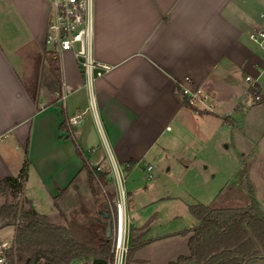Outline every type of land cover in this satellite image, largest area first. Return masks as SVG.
Instances as JSON below:
<instances>
[{"label":"crops","instance_id":"obj_1","mask_svg":"<svg viewBox=\"0 0 264 264\" xmlns=\"http://www.w3.org/2000/svg\"><path fill=\"white\" fill-rule=\"evenodd\" d=\"M51 12L48 0H0V180L19 174L27 151L23 195L42 188L54 200L44 213L57 224L89 201L100 245L106 201L92 192L81 156L91 167L153 169L181 135L208 125L203 112L184 104L182 89L205 92L231 122L243 115L252 80L264 100L263 52L249 37L264 0H94V57L110 69L90 86L72 51L55 54L46 45ZM128 196L133 225L141 207ZM135 228L131 245H142L128 264L146 260L137 253L149 228Z\"/></svg>","mask_w":264,"mask_h":264},{"label":"rangeland","instance_id":"obj_2","mask_svg":"<svg viewBox=\"0 0 264 264\" xmlns=\"http://www.w3.org/2000/svg\"><path fill=\"white\" fill-rule=\"evenodd\" d=\"M207 101L211 102V98L208 97ZM246 102L243 115L233 114L234 122L216 114L218 109L215 113L203 112L207 116L204 118L209 120L208 125L200 122L190 136L181 135L173 150L161 154V160L152 162L153 169L141 166L131 173L123 169L125 188L134 194V200L141 207L140 216L133 225L131 221V237L136 234V226L148 225L149 228L148 234L142 238L145 245L137 253L146 259L141 264H166L169 255L175 259L187 252L189 234L181 232L198 223L188 208L189 204L246 207L254 196L264 211V100L256 102L250 96ZM108 174L112 178L110 170ZM250 184L254 194L250 191ZM96 188L106 201L105 212L110 213V194L115 196L114 180L108 185L99 182ZM27 190L31 194L24 197L33 198V205L37 199L39 212L49 213L54 207V200L42 188L29 186ZM24 197L0 189V205L24 201ZM80 205L84 211H77V205V209L66 213V222L60 223L70 226L78 239L96 243L93 235L101 224L92 215V203L87 201ZM128 208L131 212L130 198ZM13 235V226L0 228V239L13 240Z\"/></svg>","mask_w":264,"mask_h":264},{"label":"trees","instance_id":"obj_3","mask_svg":"<svg viewBox=\"0 0 264 264\" xmlns=\"http://www.w3.org/2000/svg\"><path fill=\"white\" fill-rule=\"evenodd\" d=\"M48 61L59 76L58 61L50 56ZM180 91L184 104L196 110L189 104L188 94L183 89ZM248 92L256 102L263 101L257 83L251 84ZM257 96L260 98L257 99ZM225 119L228 120V116ZM27 154L26 151L17 176H7L0 180L1 190L9 191L14 196L23 195L30 164ZM81 157L89 175L90 188L97 195L96 187L99 182L108 185L112 181L108 174L109 169L91 167L86 157ZM132 165L133 162H130L126 169H130ZM250 191L254 194L251 184ZM110 195L111 198L114 197L113 193ZM24 198V201L17 200L0 205V228L14 227L12 246L7 251L12 264H76L81 261L109 264L112 258L111 238L106 236V231L100 245L82 241L75 236L70 226L53 223L47 214L35 208L31 199ZM189 210L198 219V223L181 232L189 234L188 252L168 264H248L253 260H264V211L254 196L246 207L218 208L192 203ZM137 243L129 248L127 264L142 245Z\"/></svg>","mask_w":264,"mask_h":264},{"label":"built area","instance_id":"obj_4","mask_svg":"<svg viewBox=\"0 0 264 264\" xmlns=\"http://www.w3.org/2000/svg\"><path fill=\"white\" fill-rule=\"evenodd\" d=\"M52 7L49 21L46 45L55 54L72 51L82 67L87 84L90 86L110 67L98 62L94 57V0H48ZM261 20L253 31L249 33L250 39L262 50L264 60V12ZM247 80H252L250 76ZM252 80V84H253ZM188 102L197 112H216V106L208 102V95L202 90L190 92ZM257 99L260 96L256 97ZM82 113L79 112L71 118L72 123L80 122ZM98 169L101 166L97 165ZM148 170L152 166H147ZM109 170L115 183V196L111 202L109 216L112 221V258L109 264H127V257L131 242V216L128 208V192L125 188L123 169L115 162H111ZM151 177V174L149 175ZM105 197L109 196L106 193ZM108 203V201H107ZM12 246V240L0 239V264H12L7 251Z\"/></svg>","mask_w":264,"mask_h":264},{"label":"water","instance_id":"obj_5","mask_svg":"<svg viewBox=\"0 0 264 264\" xmlns=\"http://www.w3.org/2000/svg\"><path fill=\"white\" fill-rule=\"evenodd\" d=\"M103 216L107 219L106 220V223H107L106 236L108 238H111V235H112V221L110 219L109 213H104Z\"/></svg>","mask_w":264,"mask_h":264}]
</instances>
